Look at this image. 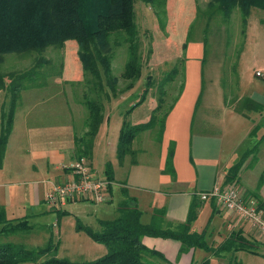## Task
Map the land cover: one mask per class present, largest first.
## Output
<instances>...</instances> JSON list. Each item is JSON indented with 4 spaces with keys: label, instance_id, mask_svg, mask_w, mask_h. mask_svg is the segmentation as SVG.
Instances as JSON below:
<instances>
[{
    "label": "crops",
    "instance_id": "obj_1",
    "mask_svg": "<svg viewBox=\"0 0 264 264\" xmlns=\"http://www.w3.org/2000/svg\"><path fill=\"white\" fill-rule=\"evenodd\" d=\"M203 46L201 40L195 39L189 41L183 51L185 61L183 81L165 117L159 140L150 134L153 128L146 129L139 132L143 135L142 146L138 145L136 135L132 141V153L125 154L121 160H118L117 156L114 158L111 163L113 179L107 186L105 200L98 204L100 205L98 221L116 216V205L123 198L121 193L123 188L129 196L135 198L141 210L142 223H149L153 210L160 208L165 211V224L184 222L190 204L195 200L199 203V208L197 217L191 224V231L196 228V220L204 215L212 217L213 223L215 217L219 219L223 217L224 212L227 214L214 200L204 201L199 198L200 192L209 191L215 186L233 184L243 199H252L264 206V118H262L264 116L244 115L241 111L227 106L223 97L220 94L217 96L218 90H215L213 96L218 97L217 108L212 107L213 98L209 97L211 104L207 103L205 107L199 109L202 96ZM74 68L78 71L77 76H80L81 64L74 62ZM77 76L75 80L79 81ZM32 89L21 90V103L15 108L12 129L0 163V208L5 210L8 219L30 218L34 213H41L40 204L48 203L44 198L50 188L49 184L72 177L68 165L80 157L75 137L85 131L87 116H76L79 110L77 106H83L80 102L76 104L71 99L72 106H69L63 97L60 101L62 105H58L56 101L47 104L58 97L57 92L50 91L41 95L42 97L39 95L34 97ZM71 94L70 97L73 98V92ZM250 98L264 107V95H250ZM149 99L152 110L153 101L152 98ZM120 101L119 98L118 102ZM130 102L129 100L128 104ZM218 107L223 116L207 115L206 110L211 111V108ZM197 111L202 116H196ZM150 114L136 116L137 119L130 123L146 122ZM125 117L128 116L124 118L118 116L111 120L112 116L105 114L94 138L91 157H80L86 159L93 175L98 178L105 179V167L104 174L100 177L94 173L92 163L100 150L103 153L112 152L117 155L118 136ZM243 121L245 128L240 131L239 128L244 126ZM255 130L257 132L253 133ZM255 144L256 151L246 156L235 180L225 184L229 168ZM170 146L174 177L165 171ZM135 154L137 157L133 158ZM79 198L69 201H76ZM50 209L53 211L59 207L51 206ZM55 220L57 223L54 225L59 224V219ZM221 222L223 224L221 223L218 232L223 234L220 242L232 232H239L249 241L260 243L261 238L253 235L254 229L235 215L230 214ZM96 229H99L98 223ZM142 243L162 254L165 258L160 260L162 264L199 263L208 258L205 257L208 253L197 247L181 250V243L171 238L143 236ZM209 254V259L213 256L215 259L224 257L222 253L221 257L212 252Z\"/></svg>",
    "mask_w": 264,
    "mask_h": 264
},
{
    "label": "rangeland",
    "instance_id": "obj_2",
    "mask_svg": "<svg viewBox=\"0 0 264 264\" xmlns=\"http://www.w3.org/2000/svg\"><path fill=\"white\" fill-rule=\"evenodd\" d=\"M208 1L166 0L165 15H162L165 25L161 28L154 8L140 0H135L134 22L139 40V54L142 60L141 75L133 87L127 89L128 81L122 77L124 65L128 58L127 43L123 40V34L110 36L109 47L110 51L113 52L111 75L116 79L115 91L118 92H116V98L115 96L113 99L112 96L110 98H107L108 95L105 96V91L110 94L113 92L106 86L107 82L104 76H102L104 88L98 93L100 98L97 97L98 90H93L95 93L93 91L90 94L87 93L85 80H89L91 75L89 73L84 74L83 70L80 76L76 74L78 71H75L74 62L75 64L81 63L77 56L78 46L74 40H66L62 47L49 45L40 52L32 50L2 53L0 55V73L24 72L32 68L37 59H40L39 71L33 70L36 73L34 77L22 82L23 85H27L26 90L33 88L31 92L35 94L34 97L56 91L58 97L47 104H53L56 101L58 105H62L63 103L60 101L65 97L68 105L72 106L71 99L73 103L80 102L82 104L83 93L85 92L88 98L103 103V115L112 116L111 120L118 116L123 118L128 116L125 118L130 123L137 119L136 116H145L146 113L148 115L151 113L149 98H152L154 107L162 102V112L166 111L173 103L183 81L185 61H183L182 44L188 36V42L195 39L205 41V60L202 64V96L199 109L201 110L207 103L211 104L209 97L213 98L215 90H218L217 96L220 94L227 106L233 107L236 111H241L244 115L264 116V107L258 111L243 109L249 106L243 103L246 97L264 95V10L252 8L246 27L243 29L238 9H234L229 19L225 20L216 8L208 7ZM174 68L177 69V72L174 73L172 79H164ZM100 70L102 71V68ZM147 75L151 76L153 82L146 95L149 98L147 97L125 115L128 105L138 100ZM75 76H77V80H80L76 81ZM8 83L9 79L6 78L5 88L0 89V115L1 111H6L9 106ZM39 84L41 86H35ZM71 92L74 94L73 98L70 97ZM20 94L21 91L18 99ZM119 98L121 99L120 102H118ZM18 99L16 106L21 103V98ZM129 100L131 102L128 104ZM82 105V107L77 106L79 110L76 116L88 115L86 106ZM217 105L218 97H215L212 99V107L216 106L215 108H217ZM213 108L210 109L211 111L206 110L207 115L223 116V112L219 110L220 107L218 109ZM196 116L202 115L197 111ZM243 122L244 126L239 128L240 131L245 128V121ZM156 127L150 133L155 137H157ZM256 132L255 130L253 133ZM136 140L139 146L143 145L142 133L137 134ZM116 156L112 152L103 153L100 150L99 155L92 163L94 173L102 177L103 168H106L107 163L111 165ZM136 157L137 154L133 155V158ZM52 183L49 184L50 188ZM98 204L79 198L76 201L66 202L59 208L64 210L61 212L59 209L58 211H51L50 204L42 203L39 206L42 209L41 213H34L30 218L23 217V219L29 220L28 223L31 228L28 231H19L7 236L0 235V240L21 242L27 247H46L49 240L56 243V250L52 249L37 263L25 264H40L52 255L72 262L94 260L106 251V247L102 243L95 242L85 230V227L97 230V218L100 217V205ZM227 214L230 215L231 213L227 212ZM227 214L224 212L226 217L223 215L219 219L215 217L213 223H211L212 217L204 215L196 220V228L192 230L202 235L203 242L208 248L210 247L209 250L206 247H197L202 252L208 253L205 255V257L208 256V264H264V243H262L264 242L262 239L264 234L256 230H254L253 235L256 238H261V240L259 244L255 242L250 246V249L255 252L225 249L220 251L224 256L223 258L215 259L213 256L212 259H209V253L212 250H217L222 243L220 240L223 232L219 234L218 231L223 224L221 220L224 219L225 221ZM55 219H59V224L54 225ZM217 257H221L220 254ZM158 264L162 263L158 261Z\"/></svg>",
    "mask_w": 264,
    "mask_h": 264
},
{
    "label": "trees",
    "instance_id": "obj_3",
    "mask_svg": "<svg viewBox=\"0 0 264 264\" xmlns=\"http://www.w3.org/2000/svg\"><path fill=\"white\" fill-rule=\"evenodd\" d=\"M140 1L154 8L159 25L163 28L165 24L162 15H165L166 0ZM134 2L135 0H0V55L32 50L40 52L49 45L62 47L66 40H74L78 46L77 56L83 73L91 75L89 80H85L87 93L90 94L93 90H98L97 97L100 98L98 93L104 88L102 83V76H104L107 82L106 86L113 92L111 95L105 91V96L108 95L107 98L116 97V79L111 75L113 52L109 47L110 36L123 34V40L127 43L128 58L122 72L123 79L128 81L127 89L132 88L141 75L142 60L134 22ZM208 7L216 8L225 20L229 19L234 9H238L244 29L252 8L264 10V0H209ZM188 39L187 36L182 44L183 51L187 46ZM203 44L205 52V41ZM204 60L205 56H203L202 64ZM39 65L40 59H37L34 66L24 72L0 73V89L5 88V79L8 78L10 91L8 109L1 111L0 115V163L12 129L19 92L27 86L22 82L34 77L36 74L34 71L35 69L39 71ZM176 72L177 69L174 68L164 79H172ZM152 83L151 76L147 75L138 100L126 109L125 115L145 100ZM161 103L159 102L151 110L150 118L146 122L131 124L123 119L116 148L119 160L125 154L132 153V141L139 132L157 126V139L159 140L165 117L172 107L170 105L166 111L162 112ZM243 103L249 105L243 109L258 111L262 108L261 104L250 97H246ZM82 104L86 106L88 115L85 120V131L80 136L76 135L75 144L80 157L90 158L94 138L104 116V105L100 101L88 98L85 92ZM256 148L257 144L244 152L239 161L229 168L225 184L235 180L246 156L255 152ZM172 156V146H170L167 152L165 171L174 177ZM104 171L105 179L111 181L113 179L112 166L107 163ZM121 193L123 198L116 205L117 214L114 218L99 220V229L97 230L85 227L86 232L95 242L102 243L106 247V252L102 256L87 262H72L52 255L40 264H158V261L164 260L162 254L147 248L142 243L143 236L178 240L181 243V250L192 247L210 249L203 242L202 235L191 231V223L196 219L199 208V203L195 200L191 202L184 222L165 224V211L160 208L153 210L149 223H142L140 220L141 210L135 198L129 196L124 188L121 189ZM30 228L27 219H8L5 210L0 208V235L7 236L19 231H28ZM252 244V241L243 237L239 232H232L222 241L217 250H212V253L219 255L220 251L225 249L255 252L250 249ZM56 247V243H53L52 240L48 241L46 247H27L21 242L0 240V264L37 263L52 249L56 250ZM190 264H208V258H204L199 263L192 262Z\"/></svg>",
    "mask_w": 264,
    "mask_h": 264
},
{
    "label": "built area",
    "instance_id": "obj_4",
    "mask_svg": "<svg viewBox=\"0 0 264 264\" xmlns=\"http://www.w3.org/2000/svg\"><path fill=\"white\" fill-rule=\"evenodd\" d=\"M72 177L61 182H53L46 192V201L54 208H60L67 201L76 198H86L95 203L105 200V193L109 181L98 178L86 162L85 158H79L68 165ZM201 200H214L227 212L264 234V206L250 199L245 200L239 194L233 184L215 186L209 191L200 192Z\"/></svg>",
    "mask_w": 264,
    "mask_h": 264
}]
</instances>
